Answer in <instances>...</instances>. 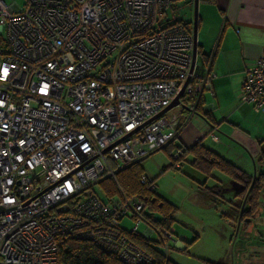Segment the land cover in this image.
I'll return each instance as SVG.
<instances>
[{
    "label": "built area",
    "instance_id": "built-area-1",
    "mask_svg": "<svg viewBox=\"0 0 264 264\" xmlns=\"http://www.w3.org/2000/svg\"><path fill=\"white\" fill-rule=\"evenodd\" d=\"M178 1L0 0V264H59V238L153 264L125 219L134 235L145 224L140 236L157 235L165 252L180 243L117 182L174 142L185 101L197 105L216 76L193 31H153ZM186 83L181 104L162 113ZM240 102L264 115V53L244 72ZM105 181L118 188L101 198L94 187ZM141 183L156 190L146 175Z\"/></svg>",
    "mask_w": 264,
    "mask_h": 264
},
{
    "label": "crops",
    "instance_id": "crops-1",
    "mask_svg": "<svg viewBox=\"0 0 264 264\" xmlns=\"http://www.w3.org/2000/svg\"><path fill=\"white\" fill-rule=\"evenodd\" d=\"M197 12L198 53L212 60L216 75L201 97L214 124L185 108L174 143L186 151L201 145L253 175L249 170L264 163V115L240 102V89L245 70L264 53V0H198ZM193 160L188 154L181 168Z\"/></svg>",
    "mask_w": 264,
    "mask_h": 264
},
{
    "label": "rangeland",
    "instance_id": "rangeland-1",
    "mask_svg": "<svg viewBox=\"0 0 264 264\" xmlns=\"http://www.w3.org/2000/svg\"><path fill=\"white\" fill-rule=\"evenodd\" d=\"M4 1H16L24 5V0ZM193 1L180 0L174 3L162 22L177 20L194 25ZM188 160L191 161V158ZM171 163L172 158L161 150L136 166L140 173L156 180L157 196L176 208L174 240L180 241L181 249L186 246L188 249L183 252L172 245L167 257L175 264H264V198L259 214L250 226H246L237 211L240 199L236 195L241 187L234 180L217 171L210 176L205 175L202 180L203 172L199 169L186 165L181 169H173ZM249 172L253 175L264 174V163L257 162ZM117 182L120 186L118 175ZM114 184L116 190L118 185ZM204 184L206 188L214 189V192L203 193ZM111 188L109 185L97 184L94 192L99 197L106 196ZM215 191L219 192L216 194ZM134 225L133 220L122 221L123 228L129 232ZM146 229L145 224H140L137 232L143 235ZM150 240L159 241V237L154 234ZM163 248L161 246L160 249L164 251Z\"/></svg>",
    "mask_w": 264,
    "mask_h": 264
},
{
    "label": "trees",
    "instance_id": "trees-1",
    "mask_svg": "<svg viewBox=\"0 0 264 264\" xmlns=\"http://www.w3.org/2000/svg\"><path fill=\"white\" fill-rule=\"evenodd\" d=\"M162 18L163 17L158 20L153 31L163 30L174 25H182L188 31L193 30V25L191 24L177 20L165 23L162 22ZM202 58L204 59V57ZM194 103V96H190L185 101V106H193ZM193 107H195V113L202 116L209 124H214L210 116L203 112L202 99H200L197 105H194ZM177 149L185 150L181 163L185 160L188 154H191L194 156L192 166L202 171L204 175L210 176V174L217 171L231 180H234L241 187L236 195L240 199V205L237 211L240 212L241 220L245 221L246 226H250L252 221L259 214L260 206L262 204L261 199L264 189V174L257 173L255 177L253 175H249L234 164L226 161L201 145L193 147L191 151H186L185 148L177 147L175 143L172 142L164 149V151H166L171 158ZM138 163L139 162L118 173L119 184L126 194H137L142 196L146 203V210L144 212L146 220L155 230L171 231L176 220V208L157 196V185L156 190L151 192L146 185L141 183V176L145 174L140 173L136 168ZM170 167L173 169H180L175 168L174 164H170ZM152 181L156 184V180L152 179ZM101 185H109L112 187L109 189V192H115V184L113 182L105 181L101 183ZM203 188L204 190L202 191L205 194H211L214 192V189L206 188L205 184ZM218 192L219 191H215L216 194ZM128 235L132 242L152 257L153 264H175L167 257V252L160 249L161 246L163 247V242L160 238L159 241H152L150 239L143 238L140 234L134 235L129 231ZM57 246L59 264H122L114 255L101 251L88 242L78 241L72 238H59ZM171 247H169L168 250ZM187 249L188 247L186 246L183 249V252H186ZM207 264L215 263L207 262Z\"/></svg>",
    "mask_w": 264,
    "mask_h": 264
},
{
    "label": "water",
    "instance_id": "water-1",
    "mask_svg": "<svg viewBox=\"0 0 264 264\" xmlns=\"http://www.w3.org/2000/svg\"><path fill=\"white\" fill-rule=\"evenodd\" d=\"M194 9H195V16H194V25H193V35H194L195 42H196V37H197V17H198V12H197L198 11V0H194ZM186 86H187V83L184 85V87L182 88L180 93L177 95L175 100L171 103V105L169 107H167L162 113H165V112L169 111L170 109L175 108V107H177L178 105L181 104L180 100L184 96V90H185Z\"/></svg>",
    "mask_w": 264,
    "mask_h": 264
},
{
    "label": "clouds",
    "instance_id": "clouds-1",
    "mask_svg": "<svg viewBox=\"0 0 264 264\" xmlns=\"http://www.w3.org/2000/svg\"><path fill=\"white\" fill-rule=\"evenodd\" d=\"M5 75L7 74V69H4ZM0 106H2V104H0Z\"/></svg>",
    "mask_w": 264,
    "mask_h": 264
}]
</instances>
